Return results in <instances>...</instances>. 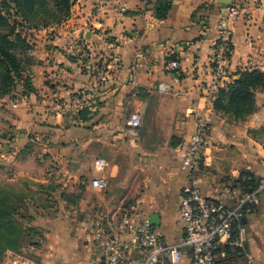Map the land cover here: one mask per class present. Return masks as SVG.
<instances>
[{"label": "crops", "instance_id": "1", "mask_svg": "<svg viewBox=\"0 0 264 264\" xmlns=\"http://www.w3.org/2000/svg\"><path fill=\"white\" fill-rule=\"evenodd\" d=\"M157 2L75 0L66 20L29 30L27 72L34 90L23 95L17 84L0 98V155L7 163L16 150L12 159L30 160L6 180L28 182L31 228L19 251H5L1 264H104L92 223L119 218L134 202L164 242H180V162L199 117L210 120L211 146L198 174L205 198L235 185L244 171L264 178V89L255 92L254 112L236 120L214 110L218 83L211 73L223 25L232 31L231 76L264 72V0H170L163 19L155 15ZM71 42L102 58L98 76L67 54ZM169 60L178 68L169 69ZM76 95L92 101L86 120L74 116L80 109L63 110ZM131 112L140 116L138 128L126 125ZM48 159L53 168L42 167ZM95 177L106 178L107 187H92ZM243 222V246L228 247L215 264H264V195ZM190 262L182 248L176 264Z\"/></svg>", "mask_w": 264, "mask_h": 264}, {"label": "built area", "instance_id": "2", "mask_svg": "<svg viewBox=\"0 0 264 264\" xmlns=\"http://www.w3.org/2000/svg\"><path fill=\"white\" fill-rule=\"evenodd\" d=\"M230 14L235 16L237 10L231 9ZM213 46L211 73L219 88L233 79L229 72L232 31L228 26L219 27ZM67 54L81 61L88 73L96 69V55L88 52L80 42L69 43ZM167 65L172 70L179 66L176 60H169ZM158 88L165 90L166 86L159 84ZM91 104L90 99L76 95L71 103L63 106V110H77ZM140 124L139 114L129 113L126 125L135 129ZM210 146V120L199 117L180 162V168L185 173L177 209V218L184 226L181 241L175 244L164 242L148 219L139 217L140 211L137 202H134L119 218L99 217L92 223L91 234L104 264H176L182 248L189 250L191 264H215L218 256H226V247L243 246L244 227L237 226L235 235L234 224L251 212L259 195H264V178H260L257 187L251 191L244 192L238 185H228L216 198H205L199 188L198 174L205 150ZM98 164L103 165V162L99 160ZM90 184L103 190L108 182L106 178L95 177ZM226 198L231 201L230 205H227Z\"/></svg>", "mask_w": 264, "mask_h": 264}, {"label": "trees", "instance_id": "3", "mask_svg": "<svg viewBox=\"0 0 264 264\" xmlns=\"http://www.w3.org/2000/svg\"><path fill=\"white\" fill-rule=\"evenodd\" d=\"M74 2L75 0H0V98L11 95L17 84L21 85L23 95L33 92L27 72V51L30 48L28 32L66 20ZM169 8L170 0H158L156 17L165 18ZM104 64L101 58L96 62V68L100 69ZM98 71L94 70L92 74L98 76ZM261 89H264V72L259 69L240 71L237 77L217 89L213 108L236 120L245 119L254 112L255 92ZM89 112L88 107H83L74 116L86 120ZM260 132L264 136V126ZM258 182L259 178L252 172L244 171L235 185L248 192L255 189ZM9 191L14 190L2 188L0 183V259L7 250L19 251L31 228L28 225L31 216L25 201L29 192H20L18 195L16 191ZM243 219L244 217L235 222V235L237 226H243Z\"/></svg>", "mask_w": 264, "mask_h": 264}, {"label": "rangeland", "instance_id": "4", "mask_svg": "<svg viewBox=\"0 0 264 264\" xmlns=\"http://www.w3.org/2000/svg\"><path fill=\"white\" fill-rule=\"evenodd\" d=\"M0 104H3L2 101H0ZM24 150L29 152L30 147L29 146H25ZM33 150H37L38 152L41 151L42 149H40V146L37 145L35 147H33ZM16 152V150H13V152H11L10 155L7 156V163H3V157L0 155V183H1V187L5 188V189H9L12 188L14 191H9V192H15L19 195L20 192H26V188H27V181H24L23 179H14V180H6L7 176H12L17 174V171L19 169H22L21 167H28L30 160L24 159H12V157L14 156V153ZM4 152V148L0 146V154H2ZM42 155L43 153H39V155ZM45 166H47L46 168H53L52 164L49 163V159L46 160L43 164L42 167L45 168ZM13 177V176H12ZM0 264H1V259H0Z\"/></svg>", "mask_w": 264, "mask_h": 264}, {"label": "water", "instance_id": "5", "mask_svg": "<svg viewBox=\"0 0 264 264\" xmlns=\"http://www.w3.org/2000/svg\"><path fill=\"white\" fill-rule=\"evenodd\" d=\"M150 223H154V221H153V219H152V218H150Z\"/></svg>", "mask_w": 264, "mask_h": 264}]
</instances>
